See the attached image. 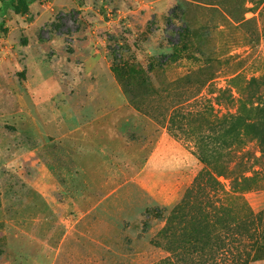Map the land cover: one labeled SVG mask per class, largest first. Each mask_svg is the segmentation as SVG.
<instances>
[{
    "label": "rangeland",
    "instance_id": "374dc122",
    "mask_svg": "<svg viewBox=\"0 0 264 264\" xmlns=\"http://www.w3.org/2000/svg\"><path fill=\"white\" fill-rule=\"evenodd\" d=\"M0 17V264H190L155 241L237 110L232 77L264 79V0H0ZM113 109L114 148L71 146ZM221 151L250 179L197 200L244 216V256L264 264V154ZM110 176L114 194H90Z\"/></svg>",
    "mask_w": 264,
    "mask_h": 264
},
{
    "label": "trees",
    "instance_id": "16d2710c",
    "mask_svg": "<svg viewBox=\"0 0 264 264\" xmlns=\"http://www.w3.org/2000/svg\"><path fill=\"white\" fill-rule=\"evenodd\" d=\"M11 1L22 9H28L29 0ZM4 22L3 17H0V30ZM229 90L238 95L235 97L237 110L225 116L224 126L215 134L214 146L208 142L198 146L199 159L205 167L169 212L165 225L159 231L161 239L155 241L156 246L163 245L170 256L177 259H180L184 249H188L194 261L190 264H198L200 259L214 260L220 255H229L232 264H249L244 256V216L229 207V219L217 218L208 211L211 203L197 200L196 197L199 191L207 192L210 185L212 190L222 188L224 183L219 179L221 176L230 181L232 177L237 180V184L232 186L235 192L244 190V181L250 179L244 172L237 173V167L222 161V148L234 154L243 148L248 139H252L260 144V151L264 154V79L252 77L244 80L236 75L231 79ZM221 141L223 145H217ZM209 164L213 166L209 167ZM181 235L186 237L185 241Z\"/></svg>",
    "mask_w": 264,
    "mask_h": 264
},
{
    "label": "crops",
    "instance_id": "0c3cea01",
    "mask_svg": "<svg viewBox=\"0 0 264 264\" xmlns=\"http://www.w3.org/2000/svg\"><path fill=\"white\" fill-rule=\"evenodd\" d=\"M119 109H113L110 110L109 112H106L102 114V116H99L98 118H95L86 124H84L81 127V132L84 137V140H86V144L83 145H78L76 143H72L71 146L73 147H80L82 149H87L86 152L87 154L93 155L94 152H92L93 149H99V148H114L115 147V139H120L119 138V133H115L114 129L116 128L115 126V115L119 113ZM113 138L112 140H110ZM90 152V153H89ZM79 154L82 157H85V155L82 152H79ZM86 154V153H85ZM81 175V174H80ZM79 174H76L74 177H72V181L74 182L75 187L73 188L75 190L76 195H80L82 192H85L83 190V177L80 176ZM68 178V177H66ZM70 181V180H69ZM104 181L106 182L105 185H102L101 191H90L86 192L90 193L91 195H100V196H107V195H112L114 194L118 189L117 185V180L115 179L114 176H110L108 178H104ZM117 183V184H115ZM72 188V186H71ZM77 191V192H76ZM80 193V194H79ZM67 236H70L68 234Z\"/></svg>",
    "mask_w": 264,
    "mask_h": 264
}]
</instances>
